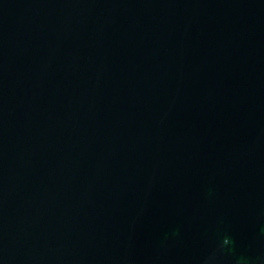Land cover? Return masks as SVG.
I'll list each match as a JSON object with an SVG mask.
<instances>
[{"label":"water","instance_id":"water-1","mask_svg":"<svg viewBox=\"0 0 264 264\" xmlns=\"http://www.w3.org/2000/svg\"><path fill=\"white\" fill-rule=\"evenodd\" d=\"M0 264H264V0H0Z\"/></svg>","mask_w":264,"mask_h":264}]
</instances>
